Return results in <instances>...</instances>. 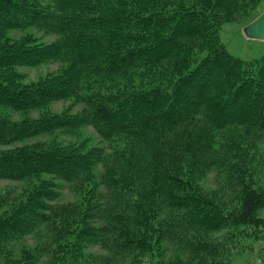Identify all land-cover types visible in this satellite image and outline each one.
<instances>
[{"label": "trees", "instance_id": "1", "mask_svg": "<svg viewBox=\"0 0 264 264\" xmlns=\"http://www.w3.org/2000/svg\"><path fill=\"white\" fill-rule=\"evenodd\" d=\"M236 1L0 0V179L50 176L17 203L0 196V208L9 206L0 213L1 258L37 264L50 244V261L40 264H112L145 236H163L161 227L177 240L197 229L203 235L191 247L201 254L206 232L224 229L228 211L238 225L264 226L256 215L264 190L244 188L234 212L200 183L215 170L231 184L223 174H241L246 139L264 133V56H234L219 36ZM28 29L55 38L11 36ZM51 60L60 68L36 80L18 69ZM57 102L66 104L53 110ZM43 134L54 136L22 142ZM56 178L76 186L73 204L55 201ZM92 180L91 193L82 192ZM43 225L52 231L49 239L38 231L43 246L13 258V241Z\"/></svg>", "mask_w": 264, "mask_h": 264}, {"label": "rangeland", "instance_id": "2", "mask_svg": "<svg viewBox=\"0 0 264 264\" xmlns=\"http://www.w3.org/2000/svg\"><path fill=\"white\" fill-rule=\"evenodd\" d=\"M231 7L235 10L231 8L232 11H224L225 17L219 27V36L226 50L240 58H261L264 56V39L248 36L244 32V26L264 10V0L243 2L242 0H237ZM29 30L39 35L44 41H51L55 38L54 35H43V33L35 29H28L23 32L19 30L12 31L11 36L18 38L23 33L29 32ZM60 66V61L51 60L38 65L19 66L18 69L22 72L24 79L30 81L36 80L48 72L56 71ZM65 104V102L53 103L51 108L53 110H60ZM39 113V111H33L28 115L29 117H37ZM11 115V119L15 120L26 114L11 113ZM83 132L85 135L92 136L95 142L101 141L91 127H86ZM52 136L54 135H33L22 142L36 144L38 141L48 140ZM77 136L76 133V135L65 137L63 140L67 142L76 141ZM246 142L248 143V147L245 148L249 152V155L247 157L242 156V159L250 161L249 166L247 168L244 166L243 172L236 177L229 172L223 174V177L221 176L222 179H231L233 181L231 184L227 183L225 185L222 183L218 178V172L215 170L207 173L200 181L201 188L205 192L210 193L213 199H215L214 196L217 197L215 203L218 202L221 205L227 203L226 210L236 211L235 208H238L239 205V201L237 200L238 193H241L244 188L251 187L264 190V133H260L251 139H246ZM16 144L2 145L1 147L10 148ZM18 144L20 145L21 143ZM98 168V172L103 173V175L106 174L104 167L98 166ZM49 177L40 176V178L35 177L22 181L0 179V196L6 198L9 202L15 200L17 203V201H21L31 191L32 185H36L41 179H44L45 182ZM54 180L58 184V187L54 188L60 193L55 201L59 202V206L64 207L73 204L78 196L75 194L74 189H71L69 186L73 188L76 186L72 183L69 185L66 181L59 178ZM93 183V180L91 184L84 182L82 184V192L91 193L90 190ZM99 189L102 191L104 197L106 194L109 195L107 190L109 188L107 186L104 185L102 188L99 187ZM92 195L90 194L89 196L92 197ZM104 197L102 198L104 199ZM8 209L9 206H3L0 208V213ZM220 209L223 208L220 207ZM230 214L231 212L228 211L227 215L229 217L224 225V229L206 232V238H203L201 241H204L205 246L210 247L200 252L201 254H196L197 252L191 247L192 243H194V238L198 237L201 239L200 236L203 235L201 232L200 236L196 235L195 233H199L197 229H184L183 235L185 240L181 234L178 235L181 237L177 240L174 234L168 236L165 233L167 228L161 227L159 229L163 233V236L158 237V235L155 236L153 234L145 236V239L142 240L141 248L136 249L137 246H135V250L131 251L128 256L118 257L112 264H264V226L253 228L251 225H238ZM256 215L264 218V203L257 208ZM48 227L43 225L30 235L22 236L13 241L10 255L19 261V258H21L19 252L22 248L34 249L39 247V244L43 242V238L37 233L38 231H43L45 234L44 239H49L52 231ZM186 242L188 243L185 244ZM40 246H43V244ZM49 246L50 244H47V249L42 250L41 248L40 250L39 261L42 263L50 261ZM91 250L99 253V247L93 246ZM39 261L36 263L40 264ZM0 264L13 263H7L6 260L0 257Z\"/></svg>", "mask_w": 264, "mask_h": 264}, {"label": "water", "instance_id": "3", "mask_svg": "<svg viewBox=\"0 0 264 264\" xmlns=\"http://www.w3.org/2000/svg\"><path fill=\"white\" fill-rule=\"evenodd\" d=\"M244 32L250 37L264 39V10L244 26Z\"/></svg>", "mask_w": 264, "mask_h": 264}]
</instances>
